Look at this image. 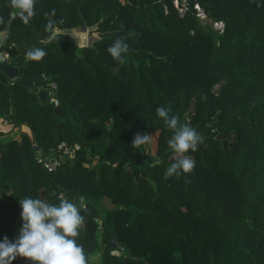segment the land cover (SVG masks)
<instances>
[{"label":"trees","instance_id":"trees-1","mask_svg":"<svg viewBox=\"0 0 264 264\" xmlns=\"http://www.w3.org/2000/svg\"><path fill=\"white\" fill-rule=\"evenodd\" d=\"M52 9L57 23L49 32ZM35 10L24 25L10 20L9 0H0V31L9 24L1 50L6 63H25L21 75L54 80L59 103L0 71V114L10 113L11 131L18 129L8 139L0 132V241L17 239L25 197L79 206L84 196L77 243L88 264H264V6L37 0ZM107 18L106 32L81 47L66 31L104 28ZM118 38L129 45L123 63L107 51ZM34 48L47 53L40 62L26 58ZM169 105L204 138L187 153L194 171L179 180L164 179L174 162L173 132L156 109ZM117 106L123 114L105 120ZM145 133L154 152L149 143L132 146ZM61 141L80 149L48 171L36 151L49 153ZM111 239L123 246L119 254Z\"/></svg>","mask_w":264,"mask_h":264},{"label":"clouds","instance_id":"clouds-1","mask_svg":"<svg viewBox=\"0 0 264 264\" xmlns=\"http://www.w3.org/2000/svg\"><path fill=\"white\" fill-rule=\"evenodd\" d=\"M252 2L257 7L264 6L259 0ZM36 3L37 0H9L12 9L10 20L18 18L28 25L36 15ZM45 15L48 16L45 28L51 32L57 23L52 19L56 10L52 9ZM4 22L3 17H0V24ZM59 23H63V20ZM50 39H55V34ZM107 51L114 60L123 63V54L129 51V45L123 38H118ZM46 54L42 48H34L26 52V58L40 62ZM171 113L170 105L156 109L157 116L173 132L167 143L174 154V162L164 172V179L174 177L179 180L182 175L194 171L196 162L187 153L197 151L204 138L189 124L180 123V118ZM151 140L152 135L136 134L132 146L138 148ZM79 201L77 206L65 198L58 205L39 198L25 197L20 200L22 226L14 242H10L7 237L0 241V264H12L17 257L31 261V264H88L83 246L77 243L79 233L85 226L81 210L83 212L86 207L84 196H80Z\"/></svg>","mask_w":264,"mask_h":264},{"label":"built area","instance_id":"built-area-1","mask_svg":"<svg viewBox=\"0 0 264 264\" xmlns=\"http://www.w3.org/2000/svg\"><path fill=\"white\" fill-rule=\"evenodd\" d=\"M217 26H222L221 22H215ZM6 34L3 36V38ZM3 54L8 58V52L5 50H1ZM12 83V82H11ZM38 85L41 90L46 91V95L48 96V100L53 102L54 105L59 103L58 98V85L54 80H50L49 76L42 74L41 81L38 82ZM13 127V121L11 120L10 113L8 114H0V132L6 133L11 131ZM80 149L79 143L67 144L64 141H61L57 144L55 149L50 151L49 153H42L39 149H37L35 158L38 162H40L44 168L48 171H53L57 169L64 161L73 160L76 157L77 151ZM61 196V194H59ZM95 220L100 223L97 217ZM118 249H123V246H118Z\"/></svg>","mask_w":264,"mask_h":264},{"label":"rangeland","instance_id":"rangeland-1","mask_svg":"<svg viewBox=\"0 0 264 264\" xmlns=\"http://www.w3.org/2000/svg\"><path fill=\"white\" fill-rule=\"evenodd\" d=\"M175 4H178V0H174ZM116 15L121 16L122 14L119 12H115ZM201 17H204L203 12L200 13ZM112 24V21L107 18L104 20L103 25L105 26L104 28L99 27V28H88V27H81L75 30H70L68 31L69 34H71V36L74 38L77 46L81 47L84 46L86 44H90L98 35L106 32V30L110 27V25ZM216 24V23H214ZM217 25V24H216ZM217 86V85H216ZM124 109L121 106H117L115 107V109H109L107 111L104 112V118L105 120H109L111 118L117 117L121 114H123ZM18 133V129H14L13 131H9L6 133H1V138L2 139H8L12 136H15ZM151 151L154 152L155 151V145L153 143V138L151 140V142L149 143ZM98 220L99 217H97ZM93 258L98 257V253H94ZM28 260H26L27 262Z\"/></svg>","mask_w":264,"mask_h":264},{"label":"water","instance_id":"water-1","mask_svg":"<svg viewBox=\"0 0 264 264\" xmlns=\"http://www.w3.org/2000/svg\"><path fill=\"white\" fill-rule=\"evenodd\" d=\"M81 27H85V26L82 25L76 28L67 29L66 31L75 30ZM8 28H9V24L5 26L4 30L0 31V71L9 78H16V80L20 84L30 87L31 91L38 93L39 99H45L46 91L41 90L38 85V82L41 81V76L31 78L28 76L21 75L20 69L25 66V63L22 64L21 66H16V65L6 63V56L1 51V44L3 41V36L6 34ZM81 213H82V210H81ZM117 247H118V242L116 240L111 239L110 249L112 253L119 254V250Z\"/></svg>","mask_w":264,"mask_h":264}]
</instances>
